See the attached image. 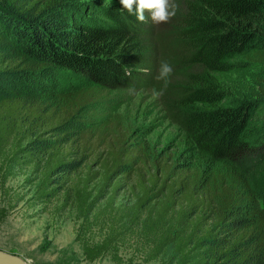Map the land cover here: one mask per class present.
Returning <instances> with one entry per match:
<instances>
[{
  "label": "trees",
  "instance_id": "trees-1",
  "mask_svg": "<svg viewBox=\"0 0 264 264\" xmlns=\"http://www.w3.org/2000/svg\"><path fill=\"white\" fill-rule=\"evenodd\" d=\"M112 1L95 20L63 24L33 14L38 0H0V191L15 173L29 172L36 198L61 197L85 225L100 203L113 207L131 175L129 216L154 239L152 257L171 248L169 264H264V140L252 131L253 104H224L229 95L213 76L233 72L232 61L253 50L264 0H181L176 27L158 33L154 54L141 44L150 23ZM161 60L173 71L204 69L179 87L167 85L161 97L169 120L194 146L190 167L158 158L137 163V145L123 134L108 141L105 125L93 134L100 147L92 146L90 129L68 137L106 92L159 88ZM56 70L67 74L52 76ZM47 71L69 84L53 90ZM7 215L0 208V221ZM110 245L109 237L85 242L83 257L94 262Z\"/></svg>",
  "mask_w": 264,
  "mask_h": 264
},
{
  "label": "rangeland",
  "instance_id": "rangeland-1",
  "mask_svg": "<svg viewBox=\"0 0 264 264\" xmlns=\"http://www.w3.org/2000/svg\"><path fill=\"white\" fill-rule=\"evenodd\" d=\"M180 1L174 0L178 6ZM114 4L112 0H38L32 12H41L42 15L49 13L47 19L54 23L76 24L99 18L100 8ZM177 16L159 25L149 21L148 35L141 40L144 52L154 54L156 50H161V43L156 37L158 33L173 30ZM261 30L253 50L232 61L233 72L213 74L229 95L224 104L242 101L253 104L252 131L257 133L259 142L264 140V26ZM159 55H162L160 51ZM203 71L200 65L178 67L172 72L168 85L179 87L186 75ZM57 72L66 73L56 70L52 76H57ZM47 73L42 75L54 83L53 90L62 87L63 81L67 82L65 85L69 84V77L62 81L58 78L52 80V77L48 78L50 75L46 76ZM153 88L138 89L134 94H130L129 90L106 92L92 115L88 113L89 116L77 118L66 130L70 132L68 137L74 138L83 129H90L92 146L100 147L102 141L99 143L93 134L97 127L105 125V138L108 141L123 134L137 145L140 149L137 163L158 158L169 166L176 163L182 168L190 167L194 146L169 120L162 98H152ZM99 116L101 119L98 122L93 119ZM102 150L99 148L95 154H101ZM201 162L199 159L200 167ZM92 166L93 170H97L95 164ZM28 176L29 172L15 173L7 182L6 192L0 191V208L8 210L7 217L0 221L1 252L17 256L27 264H116L114 256L122 264H169L170 259H173L171 248L152 257L154 239L147 238L139 224L129 216V207L132 205L128 192L133 180L131 175L113 207L106 208L103 202L100 203L92 212L90 223L85 225L71 204H62L61 197L47 203L36 198V185L26 181ZM108 237L111 239L110 251L94 262L86 261L82 254L83 243L94 244Z\"/></svg>",
  "mask_w": 264,
  "mask_h": 264
},
{
  "label": "clouds",
  "instance_id": "clouds-1",
  "mask_svg": "<svg viewBox=\"0 0 264 264\" xmlns=\"http://www.w3.org/2000/svg\"><path fill=\"white\" fill-rule=\"evenodd\" d=\"M121 9L130 16H134L140 23L151 22L154 25L167 23L176 16L178 5L174 0H118ZM147 14V15H146ZM173 72L172 65L167 60H161L154 79L161 82L159 88L152 89V98L159 99L167 91V85ZM125 76L131 75V69L124 72ZM135 88H130V94H134Z\"/></svg>",
  "mask_w": 264,
  "mask_h": 264
},
{
  "label": "water",
  "instance_id": "water-1",
  "mask_svg": "<svg viewBox=\"0 0 264 264\" xmlns=\"http://www.w3.org/2000/svg\"><path fill=\"white\" fill-rule=\"evenodd\" d=\"M0 264H27L17 256L9 255L0 251Z\"/></svg>",
  "mask_w": 264,
  "mask_h": 264
}]
</instances>
